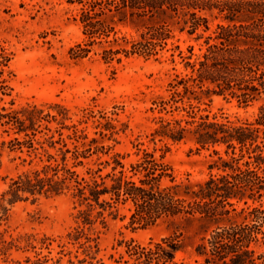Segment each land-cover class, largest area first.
<instances>
[{
    "label": "trees",
    "instance_id": "obj_1",
    "mask_svg": "<svg viewBox=\"0 0 264 264\" xmlns=\"http://www.w3.org/2000/svg\"><path fill=\"white\" fill-rule=\"evenodd\" d=\"M64 1L76 11L82 33L68 49L71 59L93 53L112 66L131 56L172 64L164 93L150 101L158 112L150 140L162 148L157 156L156 147L140 153L138 148L137 159L124 162L126 155L110 152L112 146L103 142L104 131L117 133L104 112L99 117L106 121H92L99 137H89L79 125L96 116L91 109H81L77 124H68V108L59 104L45 109L28 103L14 108L13 99L9 106L0 103V144L34 156L28 168L6 181L0 209L68 193L76 210V225L58 243V256L38 251L24 263L104 264L96 237L84 227L97 220L104 224L121 205L130 212V224L145 227L161 217H180L199 221L202 235L190 260L177 259L181 245L164 237L146 244L125 241L118 263L264 264V0ZM12 58L0 40V102L10 95ZM212 94L243 108L258 103L257 110L250 119L218 117L201 106ZM180 142L216 156L207 165V178L176 177L164 153ZM236 202L245 205L240 208L245 220L224 223ZM47 240L41 246L49 248L53 239ZM68 245L75 251H66Z\"/></svg>",
    "mask_w": 264,
    "mask_h": 264
},
{
    "label": "rangeland",
    "instance_id": "obj_2",
    "mask_svg": "<svg viewBox=\"0 0 264 264\" xmlns=\"http://www.w3.org/2000/svg\"><path fill=\"white\" fill-rule=\"evenodd\" d=\"M75 16L74 8L64 0H0V40L13 52L10 95L0 103L9 106L8 101L13 99L14 108L28 103L45 109L48 104H59L68 108L70 118L65 120L68 124H77L81 109H91L96 116L79 125L89 137H99L92 121H106L99 117L104 112L109 117L107 121H112L117 129L112 135L104 131L103 142L112 146L110 152L124 154L123 161L130 162L137 159L138 148L140 153L142 149L156 147L157 156L162 143L155 145L150 140L158 115L150 109V101L156 94L164 93L173 73L172 64L152 57L131 56L112 66L93 53L83 59H71L69 47L82 39ZM120 29L133 33L128 26ZM187 42L197 47L193 40ZM181 45L185 46L183 42ZM176 67L181 68V64L177 63ZM203 101L201 106L210 114L228 115L233 121L252 118L258 106L254 103L247 108L238 107L234 99L217 94ZM2 138L0 133V141ZM33 157L25 152L9 151L0 144V194L8 178L28 168L27 163ZM215 157L205 150H194L190 142L170 143L164 153L165 162L178 179L188 175L193 181L207 178V165ZM5 206L6 209H0V264H25V257L33 258L38 251L49 257L58 256V243L65 241V234L76 225V210L68 193ZM244 206L236 202V211L224 223L244 221L247 213L240 212ZM129 214L126 207L119 205L117 214L106 216L104 224L97 220L84 227L86 235L96 237L98 256L104 264H122L117 261L124 252V242L130 239L146 244L164 237L174 238L182 247L176 258H193V245L202 235L199 221L161 217L141 227L129 223ZM47 239H53L47 245L49 248L41 246V241L47 243ZM69 250L74 252L75 248L68 245L66 251Z\"/></svg>",
    "mask_w": 264,
    "mask_h": 264
}]
</instances>
